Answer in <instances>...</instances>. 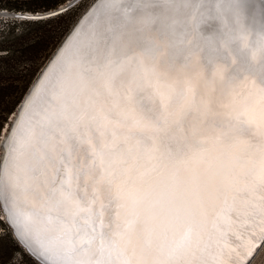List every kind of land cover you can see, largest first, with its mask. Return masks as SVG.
<instances>
[{"label":"snow or ice","instance_id":"snow-or-ice-1","mask_svg":"<svg viewBox=\"0 0 264 264\" xmlns=\"http://www.w3.org/2000/svg\"><path fill=\"white\" fill-rule=\"evenodd\" d=\"M0 207L38 264H253L264 0L93 3L5 137Z\"/></svg>","mask_w":264,"mask_h":264},{"label":"trees","instance_id":"trees-1","mask_svg":"<svg viewBox=\"0 0 264 264\" xmlns=\"http://www.w3.org/2000/svg\"><path fill=\"white\" fill-rule=\"evenodd\" d=\"M63 1L0 0V8L36 12L52 9ZM69 17L63 15L55 21H64ZM33 22L42 23L43 20ZM44 22L33 32L17 34L14 30L7 33L3 30L0 35V124L3 127L7 121L4 117L8 119L15 110L39 68L52 54L69 27L64 25V28L56 29L52 19ZM3 127L0 128V135Z\"/></svg>","mask_w":264,"mask_h":264},{"label":"rangeland","instance_id":"rangeland-1","mask_svg":"<svg viewBox=\"0 0 264 264\" xmlns=\"http://www.w3.org/2000/svg\"><path fill=\"white\" fill-rule=\"evenodd\" d=\"M68 0H64L59 5L64 4ZM96 0H79L75 6L71 7L67 11H65L62 14H59L57 16L48 18L53 20V26L56 29H60V27L64 28V25H69L67 31L62 36L60 42L58 43L57 47L53 50L52 54L49 56V58L41 65L38 72L34 76L33 80L31 81L29 87L27 88L25 94L23 95L22 99L25 97L27 92L29 91L30 87L34 83V81L37 79L41 71L43 70L46 63L49 61L53 53L56 51L58 46L61 44V42L64 40V38L67 36V34L70 32V30L73 28L75 23L79 20L81 15L92 5V3ZM52 8V9H54ZM2 9V8H0ZM45 11V10H42ZM34 12V11H31ZM67 15L70 16L69 19H62L55 21L58 19V17ZM10 20V23H7V21ZM47 19H44L42 23H45ZM16 23V24H14ZM38 23V24H36ZM41 22H33L30 20H19V19H4L0 18V35L2 34V31L4 30L5 33H7L9 30H14L15 33L21 34V33H27V32H33L35 29H37L40 25H42ZM62 29V28H61ZM19 104V103H18ZM18 106V105H17ZM17 106L15 110L17 109ZM14 110V112H15ZM11 115L8 117L7 121L5 122L4 126H9L11 123L10 120ZM13 119V118H11ZM10 127V126H9ZM10 128H8L9 130ZM3 137V129L1 131L0 135V143L2 141ZM0 156L3 155V150L1 149L0 145ZM6 216L4 214V211L2 207H0V264H38L35 258L30 256L28 254V251L23 247V245L17 240L15 237L13 230L8 227V225L5 223ZM253 264H264V252H261L256 259L253 261Z\"/></svg>","mask_w":264,"mask_h":264},{"label":"water","instance_id":"water-1","mask_svg":"<svg viewBox=\"0 0 264 264\" xmlns=\"http://www.w3.org/2000/svg\"><path fill=\"white\" fill-rule=\"evenodd\" d=\"M79 0H68L66 1L64 4L59 5L57 8L54 9H49V10H45V11H36V12H31V11H23V10H9V9H5L2 8L0 9V18H4V19H19V20H30V21H37V20H44V19H48L57 15H52L51 13H55V12H59L60 14L64 13L65 11H67L68 9H70L71 7H73ZM97 2L94 1L93 3ZM92 3V4H93ZM91 7V6H90ZM90 7L81 15V17L79 18V20L75 23V25L73 26V28L70 30V32L67 34V36L64 38V40L61 42V44L58 46V48L56 49V51L53 53V55L51 56V58L49 59V61L46 63V65L44 66L43 70L41 71V73L39 74V76L37 77V79L34 81V83L32 84V86L30 87L29 91L30 92L32 90V88L36 85L37 81L40 79L41 74L45 71V69L50 65V63L52 62V60L54 59L55 55L57 54V52L59 51L60 47L62 46V44L68 39L70 33L72 32V30L76 27V25L83 21L84 18L86 17V14L89 12ZM27 92V94H28ZM27 94L25 95V97L23 98L22 101L19 102L17 109L15 110V112L13 111L10 115V128L12 126V123L16 120L17 118V114L20 111L21 105L23 104L24 100L27 97ZM16 113L14 120L11 119L12 118V114ZM9 126L7 125L6 127H3V137H2V141L0 143L1 145V149L3 150V143H4V134L6 132V130L9 128ZM5 128V129H4ZM10 130V129H9ZM14 233V232H13ZM15 235V234H14ZM16 237V235H15ZM17 238V237H16ZM18 240V238H17ZM19 241V240H18ZM20 242V241H19ZM22 245L23 243L20 242ZM23 247L27 250V248L23 245ZM28 251V250H27Z\"/></svg>","mask_w":264,"mask_h":264},{"label":"bare ground","instance_id":"bare-ground-1","mask_svg":"<svg viewBox=\"0 0 264 264\" xmlns=\"http://www.w3.org/2000/svg\"><path fill=\"white\" fill-rule=\"evenodd\" d=\"M75 6V5H74ZM15 115H16V113H13L12 114V118H13V120H14V117H15ZM10 128V127H9ZM5 129V128H4ZM8 132H9V130L7 129L6 130V132H5V134H4V138L6 137V135L8 134ZM1 153V152H0Z\"/></svg>","mask_w":264,"mask_h":264}]
</instances>
